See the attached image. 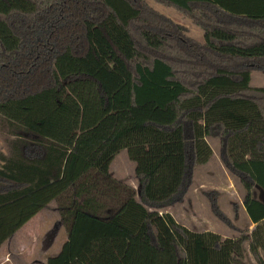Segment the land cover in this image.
Returning <instances> with one entry per match:
<instances>
[{"label":"trees","instance_id":"1","mask_svg":"<svg viewBox=\"0 0 264 264\" xmlns=\"http://www.w3.org/2000/svg\"><path fill=\"white\" fill-rule=\"evenodd\" d=\"M176 9L203 33L155 10ZM264 0H0V247L57 204L46 264H264ZM220 143L254 226L195 232L165 210ZM126 150L139 190L111 176ZM215 195V194H214Z\"/></svg>","mask_w":264,"mask_h":264},{"label":"rangeland","instance_id":"2","mask_svg":"<svg viewBox=\"0 0 264 264\" xmlns=\"http://www.w3.org/2000/svg\"><path fill=\"white\" fill-rule=\"evenodd\" d=\"M149 3L155 10L174 23L184 26L191 38L200 43L203 42L202 31L176 9L153 1ZM250 85L252 87H264V76L260 73H254ZM12 139L13 137L8 133V130L1 127L0 152L8 153L9 144ZM207 141L213 150L212 159L206 165L195 168L192 184L184 199L176 202L165 211L172 214L178 223L195 232L211 231L223 237H237L238 233L227 223L220 221L212 212V198L209 197V193L214 192L213 198L214 196L217 198L219 208L230 219L233 225L242 230H250L252 227L243 207L245 193L238 179L223 165L220 158L219 141L211 137ZM110 174L116 180L132 186L136 191L139 190V182L135 174V164L130 160L126 150L121 151L116 156L111 165ZM256 195L261 198L262 192L258 191ZM34 218L33 227L31 228L32 237L29 238L30 245L27 246L29 249L33 248L30 254L33 256L26 260L29 249L26 247L20 251L17 250V246L14 247L15 255H12L11 258L20 264H45V257L54 256L60 251L61 241L64 240L66 235L56 203H52ZM47 241L48 243L52 242V246L50 250L48 249L47 252L43 253L42 245L43 242ZM35 242L36 244L33 245ZM246 261L248 264H257L248 249L246 250Z\"/></svg>","mask_w":264,"mask_h":264},{"label":"crops","instance_id":"3","mask_svg":"<svg viewBox=\"0 0 264 264\" xmlns=\"http://www.w3.org/2000/svg\"><path fill=\"white\" fill-rule=\"evenodd\" d=\"M259 88H264V87H259ZM34 219L35 218H33V220L29 224L27 223L26 226H24L19 232H17L12 238H10L5 244H3L0 247V264H20V263H18L16 261L12 260V258H11L12 255H15V252H14L15 248L14 247L17 246V250L22 251L28 245H30V239L29 238L32 237L31 228L33 227ZM250 224H251V222H250ZM251 227H252L251 229L254 228L253 225H251ZM48 238H49V235H48ZM54 239H55V237H54ZM65 240H66V235L64 237V240L61 241L62 244H63V242ZM35 244H36V242L33 243V245H35ZM51 246H52V242H49V243H48V241L47 242H43L42 252L43 253L47 252L48 249L50 250ZM27 248L29 249V247H27ZM32 251H33V248L29 249L28 254H27L28 256H26V260L30 259V257L33 256V255H30L32 253ZM42 252H40V253L42 254ZM49 257H51V256H49ZM48 258L45 257V264H46ZM28 264H30V263H28Z\"/></svg>","mask_w":264,"mask_h":264},{"label":"water","instance_id":"4","mask_svg":"<svg viewBox=\"0 0 264 264\" xmlns=\"http://www.w3.org/2000/svg\"><path fill=\"white\" fill-rule=\"evenodd\" d=\"M261 199L264 201V192H262V197H261Z\"/></svg>","mask_w":264,"mask_h":264}]
</instances>
